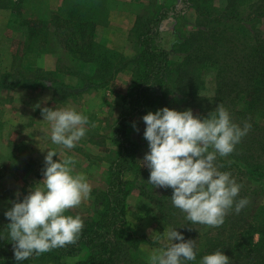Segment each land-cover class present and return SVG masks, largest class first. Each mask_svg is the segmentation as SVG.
Returning <instances> with one entry per match:
<instances>
[{
	"label": "trees",
	"instance_id": "obj_1",
	"mask_svg": "<svg viewBox=\"0 0 264 264\" xmlns=\"http://www.w3.org/2000/svg\"><path fill=\"white\" fill-rule=\"evenodd\" d=\"M21 1L0 0V6L18 12L15 5ZM91 1L95 0H66L49 21L16 20L26 26L29 45L30 39L40 36V25L52 28L50 35L57 40L58 49L82 62L81 70L73 73L80 76L83 85L107 88L120 71L131 69V80L121 86V109L112 127L116 154L110 160L106 183L92 192V213L83 217L84 227L75 244L18 262L13 242L7 239L9 221L0 223V264H116L118 251L137 249L149 242L128 221L129 197L138 190L169 219L174 217L173 211L167 209L172 206L173 189L156 188L148 181L150 169L140 163L143 145L131 136L130 123L134 117L147 114L149 108L167 106L177 95L192 98L195 105L208 103L195 115L207 116L222 103L227 109L232 105L229 112L235 122L251 125L236 149L228 154L233 161L221 166V171L231 172L242 185L239 197H246L248 203L239 213L234 207L229 210L224 222L214 226L215 233L201 232L185 223L184 238L196 240L199 249L197 259L187 264H199L204 254L217 249L230 257V264H264V204L255 198L259 191L264 192V33L257 23L264 17V0H220L219 4L215 0H181L182 8L174 1L152 2L145 14H138L131 29L136 49L132 57L99 39L100 9ZM184 7H193L197 19L194 30L176 43L182 59L173 60L162 44V26L166 20L181 16ZM209 70L215 74V93L200 97L197 91L204 87V75ZM24 74L20 75L26 79L20 83L24 87L51 86L65 96L70 92L63 88L77 87L43 75L28 80ZM112 86L118 87L117 83ZM129 173L134 177H128ZM70 257L78 259L69 262ZM136 264L148 262L140 259Z\"/></svg>",
	"mask_w": 264,
	"mask_h": 264
},
{
	"label": "clouds",
	"instance_id": "obj_2",
	"mask_svg": "<svg viewBox=\"0 0 264 264\" xmlns=\"http://www.w3.org/2000/svg\"><path fill=\"white\" fill-rule=\"evenodd\" d=\"M42 114L50 123L51 142L66 149L75 147L88 130V116L73 106L43 107ZM142 119L149 151L141 166L150 169L148 181L156 188L173 189L171 203L186 214V220L218 226L233 207L239 213L247 205L248 199L239 197L242 185L231 172L221 171L216 159L233 152L251 127L249 123L235 122L222 103L203 117L191 108L181 111L164 106ZM90 193L91 184L86 174L76 171L74 156L47 149L43 179L22 200L17 194L4 213L16 261L75 244L84 220L80 214L66 213ZM162 235L167 243L150 251L148 264H187L197 259L196 240L185 239L178 227ZM199 264H230V257L217 249L204 254Z\"/></svg>",
	"mask_w": 264,
	"mask_h": 264
},
{
	"label": "rangeland",
	"instance_id": "obj_3",
	"mask_svg": "<svg viewBox=\"0 0 264 264\" xmlns=\"http://www.w3.org/2000/svg\"><path fill=\"white\" fill-rule=\"evenodd\" d=\"M172 1L177 3L180 8L183 7L181 0L91 1V4L96 7L98 6L100 9V23L97 27L99 39L105 41L109 47H111V43L120 48L125 47V49L116 50H119L125 55L132 57L135 54L136 49L132 41L131 29L135 24L138 14H145V12L148 10L147 8L151 7L150 3L152 2L164 4L170 3ZM219 3L220 0H215V4ZM65 4L66 0H22L19 6L15 5L18 12L15 10L13 11V9L10 7H6L11 9L8 10L11 12V20L6 32L9 36L8 40L10 41V44H5V40L1 39L3 36L5 37V35H1L0 33V49H13V53L10 56L4 51H0V105L5 104L6 106H4V108L7 106L11 108H17L20 104L24 107L29 106L32 109L51 107V101L49 100L48 95L52 92L54 99L59 101V107L73 106L88 116L89 126L85 136L76 142L75 147L60 151L61 156H77L78 153H81V155L86 156L87 159L91 161V163L87 164V166H89V170H93V175H91L88 170L86 173H84L91 184V193L87 199L81 202L80 205L69 209L66 213L72 215L80 214L82 217H84L92 213V192L96 188H100L106 183V172L108 170L110 160L116 154V147H114L112 141L109 140V138L111 139L112 136H108L105 134V132L108 133L109 127L113 126L115 119L119 115L121 109L119 97L120 92L123 90V87L121 86H125L126 83L131 80L132 71L130 68H125L117 74L115 80L110 84L109 87L94 89L91 88L89 84L83 85L80 76L73 73V71L76 73L77 71L79 72L81 70L82 62L80 63L75 58L72 59L71 55H69L66 50L58 49L59 46L57 40L55 38L52 40L50 35L52 28L45 25H40V29H42L40 36H38L40 40L38 37H34L30 39L31 44L29 45V41L27 40L28 35L26 32V26H21L19 21L16 20L17 17H19L20 20L25 18L28 20L33 19L41 21V19H44L43 21H49L51 20V15L56 13L58 9ZM0 8L4 7L0 6ZM185 8L186 7H184L181 16H179L177 19H171V22L162 26V29L164 28L162 44L164 47L168 48L173 60L182 59V54L176 49V43H179L183 36L195 28V22L197 19L196 11L193 7ZM167 21L168 20L165 22ZM257 23H259L258 25L264 33V17L259 18ZM130 25H132L131 28H129ZM108 33L113 35L115 42H110L107 35ZM42 52L44 54L51 53L56 57L57 60H54L56 64L55 69L47 70L45 66L42 67L40 64L34 63L37 59V56ZM23 73H25L24 75L28 77V80H33L38 75H43L56 78L63 84H74V86L77 87L75 89L63 88L61 85L64 91H67V89L69 90L70 94H68V96H65L63 92H55L51 86L44 85L37 87L26 86L25 88H28L29 91L21 89L17 90L16 88H23V86L20 84L21 82H26L25 77L20 76ZM204 79V87L197 91V95L200 97H212L216 89L214 72L209 70L204 75ZM113 83H117L118 87H113ZM39 88H42V90H39ZM31 97H34L33 100ZM191 100L192 98L190 97L185 98L184 96L177 95L169 100L167 106L181 111L191 108L194 113H198L204 105H208L206 101L196 103L195 105ZM229 106L230 108L228 110L230 111V109H232V105ZM156 110L157 109L149 108L148 111ZM142 117L143 115L134 117L131 120L130 126L132 128L131 136L140 141L143 145V158L145 153L149 151V147L148 141L143 136L146 124ZM134 123L136 125L135 127L133 126ZM89 135H91V138L95 144L90 145V147H85V145L83 146L82 143L87 141V137ZM110 144L113 146V148L109 147ZM12 160H10L8 164L5 165V167L0 169V178L4 175L6 170H16V168H18L16 167L15 155ZM82 161L83 159L80 161L81 164H85L82 163ZM232 161L233 160L230 159L229 155L223 157L218 155L216 164L220 170H223L224 168L221 167L222 163L224 165V163ZM128 177L133 178L134 174L129 173ZM22 183V181L17 180L14 186L11 187L8 185L6 180L0 182V223L3 224L9 221L4 213L8 209L7 205H12L11 202L17 200V194H19V199L22 200L23 197L27 195L30 188L35 185L33 183V185L26 183L21 186ZM23 187L26 188V190L22 192L21 189H23ZM262 191L263 190L259 191V193L255 195V198L257 197V202L259 204H264V192ZM167 209L168 211H173L172 214L174 217H169V219L164 217L160 212L159 207L155 205L152 200L143 197L138 190H135L130 195L127 210L128 221L132 226H134V228L137 229L138 234L146 235L149 239V242H143L142 245L137 249L130 248L126 251H118L116 254V264H136L140 259H145L148 262L147 258L150 251L167 243L166 238L162 235V233L164 230H168L172 227H178L179 231L186 232V223L192 228L201 230V232L209 230L215 233L213 230V225L202 226L198 223L188 222V220L185 219L186 214L173 205L167 206ZM152 237L158 238L154 239ZM77 259L78 257H70L68 258V261L75 262Z\"/></svg>",
	"mask_w": 264,
	"mask_h": 264
},
{
	"label": "crops",
	"instance_id": "obj_4",
	"mask_svg": "<svg viewBox=\"0 0 264 264\" xmlns=\"http://www.w3.org/2000/svg\"><path fill=\"white\" fill-rule=\"evenodd\" d=\"M1 7L4 8H0V33L1 35H5V37L3 36L1 39L5 40V44H10V41L8 40L9 36L6 32L11 20V12L8 10L11 9L6 8L4 5ZM169 22L171 21L168 20L167 22H164V24ZM132 25H130L129 28H131ZM107 35L110 42H115L111 33H108ZM110 45L115 49H125V47L120 48L112 43ZM0 51H4L10 56L13 53V49H0ZM54 60H57L54 55L51 53L44 54L42 52L37 56V59L34 63L40 64L42 67L45 66L47 70H53L56 68ZM16 89L29 91V89L25 88L24 86L23 88L19 87ZM39 90H42V88H39ZM52 94L53 93L51 92L48 95L49 100L51 101L50 106L53 108L59 107V101L54 99ZM31 98L33 100L34 97ZM4 106L6 105H0V169L5 167V165L8 164L10 160H12L14 155L16 156V167L18 168H16V170H6L4 175L0 178V182L6 180L8 185L11 187L14 186L17 180L23 182L21 186L26 183H30L31 185L36 184L43 179V169L45 166V156L47 149H56L60 153L61 150L66 148L51 142V127L50 123L44 120V116L42 114L43 107H41V109H32L29 106L24 107L21 104L18 105L17 108H11L8 106L4 108ZM112 127L113 126H110L108 133L105 132V134L112 136ZM109 140L111 139L109 138ZM82 144L83 146L85 145V147H90V145L95 144V142L92 140L91 135H89L87 137V141H84ZM109 147L113 148L111 144ZM74 158L75 169L78 172L86 173L88 170L89 173L93 175V170H89V166H87V164H90L91 161L87 159L86 156L78 153V155L74 156ZM54 159H58V157H54ZM82 159V163H85L83 165L80 162ZM25 190L26 188L24 187L21 189L22 192Z\"/></svg>",
	"mask_w": 264,
	"mask_h": 264
}]
</instances>
